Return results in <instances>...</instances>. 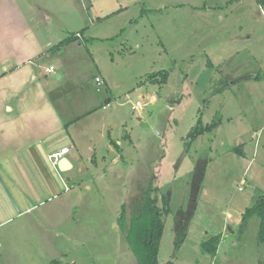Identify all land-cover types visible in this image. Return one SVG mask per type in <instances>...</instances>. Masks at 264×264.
Returning <instances> with one entry per match:
<instances>
[{
  "label": "rangeland",
  "instance_id": "rangeland-1",
  "mask_svg": "<svg viewBox=\"0 0 264 264\" xmlns=\"http://www.w3.org/2000/svg\"><path fill=\"white\" fill-rule=\"evenodd\" d=\"M105 1L0 0V73L34 42L29 59L42 81L49 66L60 76L47 83L54 108L81 118L69 128L78 151L65 133L52 144L76 157L67 189L56 170V195L14 208L21 215L0 228V264H138L129 232L150 188L167 208L157 264H258L259 219L243 229L240 219L264 191V7L128 0L123 14ZM163 70L165 83L149 77ZM198 119L217 125L186 148ZM217 235L212 256L200 245Z\"/></svg>",
  "mask_w": 264,
  "mask_h": 264
},
{
  "label": "crops",
  "instance_id": "crops-1",
  "mask_svg": "<svg viewBox=\"0 0 264 264\" xmlns=\"http://www.w3.org/2000/svg\"><path fill=\"white\" fill-rule=\"evenodd\" d=\"M94 2L97 6L103 0H94ZM114 2V9L117 8L123 14L128 13V0H114ZM14 7L19 10L18 6L14 5ZM81 36V38L87 39L85 34ZM23 40L21 42L12 40L8 44H12V48H15L13 45L15 43L26 44ZM67 45L59 50V56L68 48L69 45ZM18 49L21 55L18 58L4 61L3 63L10 65L0 73V228L21 215L16 213L14 208H18L22 201H29V196L37 198L47 193L49 195L57 194L53 174L58 179L59 174H62L59 180L60 182L64 181L62 185L66 186V182L70 179L68 174L74 169L76 157L69 158L70 151L64 155L71 164V169L60 172L50 162L49 156L59 152L64 146L54 152L53 139L65 133L71 140L72 148L76 151L79 150L77 140L70 133L69 128L78 121L77 119L81 118L69 119L67 115L59 114L52 104V92L47 83L53 82L60 76L53 75L54 69L50 71L49 68L52 66H49L48 76H45V80L47 78L48 80L42 81L43 77H40L29 59V56L31 58V55L35 54L36 45L34 42L29 50L27 48L23 51ZM46 54L47 59L54 56H49L47 52ZM14 61H19V63L13 64ZM62 67L65 68V64ZM102 80L108 86L103 78ZM88 113L86 112V114ZM254 143L252 144L254 145ZM22 155L29 157L28 163L24 166L19 160ZM241 155H245L244 151ZM44 157L50 162V167L45 165ZM254 174L258 175L256 171ZM253 177L254 175L250 177L251 181H254ZM9 200H11L12 206Z\"/></svg>",
  "mask_w": 264,
  "mask_h": 264
},
{
  "label": "trees",
  "instance_id": "trees-1",
  "mask_svg": "<svg viewBox=\"0 0 264 264\" xmlns=\"http://www.w3.org/2000/svg\"><path fill=\"white\" fill-rule=\"evenodd\" d=\"M256 1L259 6L264 7V0ZM71 41H73V38L70 37L60 42L58 46H56V50L59 51L64 45H67ZM167 75V71L163 70L152 74L149 77L152 79H156L157 76L161 77V83H165ZM216 125L217 123L213 122L203 126L201 120L198 119L196 125L187 135V143L185 144L186 148L189 146L190 142L194 141V139L203 133L212 131ZM230 151L238 155L242 154L241 151L236 148H231ZM197 168L199 169V173L194 177V185L196 188H198L203 181L201 173L202 171L204 172L205 164L203 169H201V165ZM166 212L167 208H161L156 205L153 197V189L150 188L146 195L144 208L141 210L140 215L133 220L129 232L131 248L133 249L138 264H157L159 245L164 229L163 216ZM252 217H257L259 219L258 240L259 242L264 243V191L258 192L254 204L245 208L244 212L241 214L240 228L243 229L246 226L247 221ZM118 224L122 228L123 214L120 215ZM220 238V235L206 238L200 245L202 250L214 256ZM258 264H264V260H260Z\"/></svg>",
  "mask_w": 264,
  "mask_h": 264
},
{
  "label": "built area",
  "instance_id": "built-area-1",
  "mask_svg": "<svg viewBox=\"0 0 264 264\" xmlns=\"http://www.w3.org/2000/svg\"><path fill=\"white\" fill-rule=\"evenodd\" d=\"M75 38H76V39H79V38H81V35H80L79 33H76V34H75ZM49 70L52 71L53 68L50 67ZM95 82L100 83L101 81H100L99 78H95ZM138 107H140V103H139V102H136L135 105H134V107H133V109L138 108ZM68 152H69V149L64 147V148L61 149L59 152H56V153L51 154V155L49 156V160L51 161V163H52L53 165L56 166L57 162H58L62 157H64V155H66ZM239 190H241V188H239Z\"/></svg>",
  "mask_w": 264,
  "mask_h": 264
},
{
  "label": "water",
  "instance_id": "water-1",
  "mask_svg": "<svg viewBox=\"0 0 264 264\" xmlns=\"http://www.w3.org/2000/svg\"><path fill=\"white\" fill-rule=\"evenodd\" d=\"M57 169L60 172H66L68 170L71 169V164L69 163V161L65 158L62 157L56 164Z\"/></svg>",
  "mask_w": 264,
  "mask_h": 264
}]
</instances>
